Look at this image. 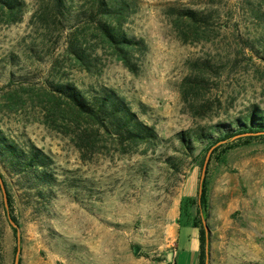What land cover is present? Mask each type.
<instances>
[{
	"label": "rangeland",
	"instance_id": "1",
	"mask_svg": "<svg viewBox=\"0 0 264 264\" xmlns=\"http://www.w3.org/2000/svg\"><path fill=\"white\" fill-rule=\"evenodd\" d=\"M23 1L18 21L0 11V131L49 154L56 178L44 201L0 164L18 225L0 187V264H196L191 234L202 229L206 264H264V136L213 147L205 203L208 150L185 154L177 136L264 109V0H133L123 28L146 45L133 52V69L93 36L96 22L78 14L84 0L62 21L40 16L46 0ZM186 10L207 16L197 33L177 22ZM72 31L87 37L91 70L69 47ZM202 71L206 88L184 95V78ZM62 81L114 89L154 124L158 140L127 152L104 137L78 143L50 100L52 83ZM184 199L193 201V228L186 210L180 218Z\"/></svg>",
	"mask_w": 264,
	"mask_h": 264
},
{
	"label": "trees",
	"instance_id": "2",
	"mask_svg": "<svg viewBox=\"0 0 264 264\" xmlns=\"http://www.w3.org/2000/svg\"><path fill=\"white\" fill-rule=\"evenodd\" d=\"M82 10L78 14L86 20L96 22V31L93 36L98 38L105 46L111 48L113 53L125 65L134 68L132 55L136 49L146 48L142 40L136 39L124 30L123 23L127 19L133 0H84ZM74 0H46L40 3V16L42 18H67L72 14ZM23 0H0V11L8 23L18 21L25 11ZM207 16L197 11L186 10L179 13L177 22L185 23L193 27V32L204 23ZM69 38V47L80 65H86L91 70L93 65L92 54L89 47L83 44L76 31H72ZM251 46V45H250ZM262 53L264 59V41H262ZM253 45V50L254 49ZM257 55L260 51H256ZM204 68H209L205 65ZM202 73L185 77L182 87L183 94L196 96L199 91L206 88L208 79ZM53 92H50V100L54 101L60 114L72 121L75 137L78 143L95 146L99 137L109 138L115 144L121 145L122 152H127L129 147H137L140 144H152L158 140V133L154 124L142 119L138 111L133 110L131 104L114 89L105 86H89L87 88L75 85L70 81L52 83ZM205 105V104H204ZM202 105V106H204ZM148 106L139 104L140 112L146 114ZM253 135L264 136V109L252 107L244 115L231 117L219 123L207 127H198L189 132L177 134L180 139V150L185 154H192L196 146H203L205 150H213L214 146L227 145V149L235 146L241 138H250ZM127 147V148H126ZM217 148V147H216ZM168 161L173 163L172 158ZM0 164L14 179V184H21L23 188L35 190V195L47 200L48 193L43 190L53 185L56 178L53 161L49 154L33 143L26 141L20 144L18 141L0 131ZM0 178L4 183L10 206L13 203V195L9 192L3 173L0 170ZM20 185V186H21ZM2 189V186L0 184ZM3 190V189H2ZM51 190V187H50ZM201 202L206 201V188L202 184ZM37 202V201H35ZM38 202H40L38 200ZM193 201L184 199L181 202L180 218L186 210L191 227L197 226L191 222V209ZM7 216H11L9 206L4 203ZM12 217V216H11ZM16 221L15 217H12ZM17 222V221H16ZM180 224V219H179ZM16 230V228H14ZM200 256L199 264H206L208 235L205 229L200 231Z\"/></svg>",
	"mask_w": 264,
	"mask_h": 264
},
{
	"label": "water",
	"instance_id": "3",
	"mask_svg": "<svg viewBox=\"0 0 264 264\" xmlns=\"http://www.w3.org/2000/svg\"><path fill=\"white\" fill-rule=\"evenodd\" d=\"M212 152V149H210L206 155V158H205V162L203 164V169H202V175H201V184H200V189H199V194L202 193V184H203V180L205 178V175H206V172H207V167H208V162H209V159H210V154ZM0 184L2 186V189L4 191V196H5V202H6V205H7V194H6V191H5V188H4V183H3V180L2 178H0ZM9 219L12 223V225H14L15 227H18L17 223L12 219L11 216H9ZM204 226L205 228L207 229V225L206 223H204ZM19 252H20V247L17 248V257H16V262L18 261V255H19Z\"/></svg>",
	"mask_w": 264,
	"mask_h": 264
},
{
	"label": "crops",
	"instance_id": "4",
	"mask_svg": "<svg viewBox=\"0 0 264 264\" xmlns=\"http://www.w3.org/2000/svg\"><path fill=\"white\" fill-rule=\"evenodd\" d=\"M191 236H192L191 240H190L191 249H192V252L196 255V264H199V256H200L199 237L194 232H192ZM178 241H179V233H178L176 245H177ZM175 252H176V247H175ZM174 264H176V263L174 262Z\"/></svg>",
	"mask_w": 264,
	"mask_h": 264
}]
</instances>
